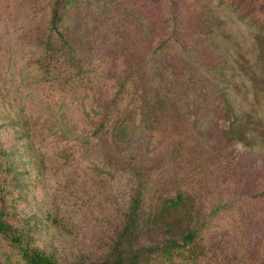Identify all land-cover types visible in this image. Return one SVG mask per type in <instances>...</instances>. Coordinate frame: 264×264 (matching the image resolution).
<instances>
[{
	"label": "rangeland",
	"instance_id": "rangeland-1",
	"mask_svg": "<svg viewBox=\"0 0 264 264\" xmlns=\"http://www.w3.org/2000/svg\"><path fill=\"white\" fill-rule=\"evenodd\" d=\"M154 1L78 0L69 15L70 36L85 74L98 75L97 82L105 85L114 80L112 88L122 73L123 61H114L119 52L136 65L140 56L151 55ZM51 3L0 0V145L15 164V175L23 178V197L15 191L12 202L20 217L42 229L39 246L60 264H77L80 255L102 256L136 187L159 185L174 193L189 182L199 234L171 264H264V56L250 23L229 12L220 15L214 59L195 62L197 80L176 66L174 76L161 84L149 72L172 66L150 62L146 68L148 86L143 89L162 88L180 97L179 106L191 117L168 124L170 136L185 146L183 159L174 155L176 142L159 144L158 135L151 136L133 120L117 140L111 135L94 138L99 121L89 116L107 108L112 97L91 87L85 95L84 90L76 94L36 84L31 33L48 19ZM164 22L161 18L159 25ZM166 34L159 28L157 42ZM205 78L226 93L239 120H249L252 130L258 127L250 147L224 138L228 121L216 110V98L209 104L197 99L202 87L209 86ZM191 80L198 93L190 89ZM204 107L211 110L206 121ZM25 126H43L48 137L31 148L20 139ZM188 130L193 137L187 141ZM192 146L197 147L195 158ZM187 158L195 161L189 164ZM39 170L44 175L37 176ZM49 216L59 225H52Z\"/></svg>",
	"mask_w": 264,
	"mask_h": 264
},
{
	"label": "trees",
	"instance_id": "trees-1",
	"mask_svg": "<svg viewBox=\"0 0 264 264\" xmlns=\"http://www.w3.org/2000/svg\"><path fill=\"white\" fill-rule=\"evenodd\" d=\"M77 3L78 0H52L48 19L35 33H31L33 44L30 61L39 73L37 85L44 88L58 86L63 91H74L76 94L84 90L85 95L88 87H91L90 90L95 93L99 91L112 97L107 108L94 109L93 116H89L99 121L98 128L93 132L94 138L111 135L117 140L127 132L128 124L133 120L147 127L151 136L158 135L161 138L159 144H163L164 140L176 142L179 147L174 149V155L180 154L184 159L181 154L186 150L185 146L170 136L168 124L180 120L189 122L191 117L184 114L187 108L179 106L182 102L180 97H172L162 88H151L149 91L143 89L148 86L144 82L149 73L152 79L160 80L162 84L168 76H174L172 69L184 66L183 70L193 73L197 80V74L193 72L195 62L214 59L215 38L220 30V15L223 12L234 14L250 23L262 48L261 56H264V0H155L153 11L156 14L150 19L151 36L154 38V43L150 41L149 44V48L151 45L153 47L151 55L140 56L136 65L137 62L129 60L126 53L119 52L114 61H123L120 67L122 73L118 85L110 88L114 80L111 79L110 84L107 82L109 85H105L101 81L97 82L98 75L84 73L82 61L75 50L70 36L69 15ZM161 18L165 22L159 25ZM159 28H164L167 33V37L160 43L157 42ZM147 58L151 61L147 62ZM118 62H114V65ZM150 62H161L172 67H157L147 74L146 68ZM204 81L209 86L202 87V93L197 99L207 104L210 98L218 100L216 110L228 121L223 132L224 138L250 147L253 141L251 135L259 131L258 127L252 130L249 120H239L226 93L217 89L209 79L205 78ZM100 84L101 88H98ZM196 85L191 80L190 89L198 93ZM202 110L203 121H206L211 110L208 107ZM186 134L187 141L193 137L189 130ZM45 135L48 137L43 126L35 129L25 126L21 129L20 139L35 149L39 141H45ZM196 148H189L194 152L192 158L198 155ZM0 158V264H60L53 253L39 246L42 229L32 224L29 218L20 217L17 206L12 202L14 192L21 199L26 186L23 178L15 175L16 166L1 145ZM189 160L185 159L190 164ZM44 170H39L36 175H44ZM191 187L189 182L181 183L174 193L159 185L155 188H149L148 184L136 187L123 220L113 234L111 245L99 257L80 255L77 264H171L181 258L199 234L195 228L196 215ZM47 219L52 221V225H59L53 217Z\"/></svg>",
	"mask_w": 264,
	"mask_h": 264
}]
</instances>
